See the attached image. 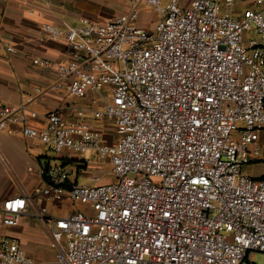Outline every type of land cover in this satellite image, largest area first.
<instances>
[{
  "label": "built area",
  "instance_id": "1",
  "mask_svg": "<svg viewBox=\"0 0 264 264\" xmlns=\"http://www.w3.org/2000/svg\"><path fill=\"white\" fill-rule=\"evenodd\" d=\"M125 5L103 20L42 23V37L71 57L32 59L55 70L50 88L99 99L72 121L55 107L44 127H21L55 152L77 153L82 165L106 156L117 179L91 175L67 187L71 169L51 165L45 186L2 200L0 226L30 210L58 264H240L264 252V175L244 170L264 130V0ZM146 5L152 29L138 24ZM24 110L1 107L0 129ZM90 118L112 121L117 138L104 141ZM65 190L86 209L52 215L39 205ZM0 264L41 262L0 231Z\"/></svg>",
  "mask_w": 264,
  "mask_h": 264
},
{
  "label": "crops",
  "instance_id": "2",
  "mask_svg": "<svg viewBox=\"0 0 264 264\" xmlns=\"http://www.w3.org/2000/svg\"><path fill=\"white\" fill-rule=\"evenodd\" d=\"M103 1L0 0V108L4 105H23L25 109L24 117H21L20 112L13 113L7 125L0 129V203L6 197L33 194L35 188L45 186L48 182L47 168L51 165L59 164L71 169L65 183L67 187L75 181H87L86 168L100 166L96 161L82 165L75 152H55L49 144L24 136L21 127L24 122L38 128L44 127L47 112L55 107L61 109L66 120L72 121L76 119V111L89 105L90 98L95 97L96 93L93 92L74 96L65 89H51V83L56 80L55 70L35 64L32 59L38 57L57 62L69 61L71 57L62 42L42 37V23L58 26L75 24L81 15L106 19L109 17L105 14L108 7L104 5L107 2ZM121 5L122 9L119 10L110 5L111 10L115 13L126 11L125 0ZM8 45L13 50H8ZM31 110L36 114L31 115ZM90 120L98 129L96 121L101 119ZM102 138L106 142L113 141ZM259 143H264V130L259 132ZM92 174L100 180L105 178ZM66 199L69 200L65 190L59 197L44 196L39 205L48 213L59 215L72 210L66 207ZM65 207L67 210L63 211ZM0 231L14 239L41 264H53L52 260L58 264L52 239L40 219L30 210L21 214L16 225H1ZM42 245L46 247L44 252L41 250Z\"/></svg>",
  "mask_w": 264,
  "mask_h": 264
},
{
  "label": "rangeland",
  "instance_id": "3",
  "mask_svg": "<svg viewBox=\"0 0 264 264\" xmlns=\"http://www.w3.org/2000/svg\"><path fill=\"white\" fill-rule=\"evenodd\" d=\"M107 3H104L106 7L105 14L107 16H113L117 13H115L112 8L115 10L122 9V5L124 0H105ZM103 1V2H105ZM112 8H111V6ZM156 23V16L154 13V7L150 5H146L142 8L140 11V19L138 20V24L144 25L148 29H152ZM246 66L244 67V70L246 71ZM95 97L99 99V96L95 94ZM98 107L102 109V104L99 103ZM96 124L98 125V130L101 133V136H103L105 139L110 140L113 139L115 140L117 138V133L114 130V124L112 121L108 119H101L97 120ZM259 146V154L250 155V160L249 162L244 166V170L249 173L252 176H263L264 175V143L258 144ZM61 153H64L61 151ZM75 154L74 152L68 151L67 154ZM77 154V153H76ZM78 155V154H77ZM89 155V153H86V156ZM93 160L96 162L100 163V166L96 165L94 167H90L89 169L86 168V176L89 178V176L93 175L92 173H96L102 176H105L104 179H101V182H108V181H113L117 179V176H115L111 171H110V164L108 162V158L106 156L101 157L99 159H96V157H93ZM95 175V174H94ZM102 175V176H101ZM65 203L67 204L66 207L68 206L69 209H74V210H85L86 206L81 203V202H72L68 199L65 200ZM66 207L64 208L63 211L67 210ZM62 211V212H63ZM46 249L45 245L41 246V250L44 252ZM53 264H56L54 260H52ZM45 264V263H44ZM240 264H264V252H250L248 253L247 257L241 261Z\"/></svg>",
  "mask_w": 264,
  "mask_h": 264
}]
</instances>
